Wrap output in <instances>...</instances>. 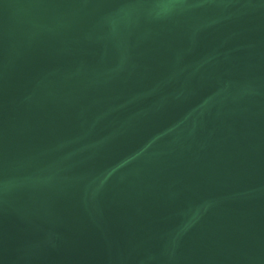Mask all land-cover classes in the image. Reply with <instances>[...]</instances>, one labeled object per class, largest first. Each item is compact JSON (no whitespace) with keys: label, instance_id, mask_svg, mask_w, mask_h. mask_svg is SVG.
Here are the masks:
<instances>
[{"label":"water","instance_id":"1","mask_svg":"<svg viewBox=\"0 0 264 264\" xmlns=\"http://www.w3.org/2000/svg\"><path fill=\"white\" fill-rule=\"evenodd\" d=\"M0 264H264V0H0Z\"/></svg>","mask_w":264,"mask_h":264}]
</instances>
